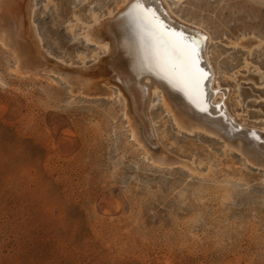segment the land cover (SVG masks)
<instances>
[{"label":"rangeland","instance_id":"1","mask_svg":"<svg viewBox=\"0 0 264 264\" xmlns=\"http://www.w3.org/2000/svg\"><path fill=\"white\" fill-rule=\"evenodd\" d=\"M115 1L38 0L44 46L78 64L93 48L69 30L74 15L89 21V5L105 12ZM178 6L213 37L226 109L263 138L264 86L244 61L264 71V0ZM3 50L0 264H264L262 169L244 167L216 136L178 132L160 106L159 145L208 173L155 169L127 142L117 98L71 100L59 82L12 74Z\"/></svg>","mask_w":264,"mask_h":264},{"label":"bare ground","instance_id":"2","mask_svg":"<svg viewBox=\"0 0 264 264\" xmlns=\"http://www.w3.org/2000/svg\"><path fill=\"white\" fill-rule=\"evenodd\" d=\"M182 1L145 0V3L154 9L159 21L168 30L183 32L189 37L199 35L203 41L205 51L200 66L209 77L201 96L205 112H201L183 92L173 88L149 67L151 53L141 49L134 32L135 26L121 11L129 0H116L114 7H108L105 12L95 11L89 5V21L74 15V24L69 30L72 31L73 26L79 27L74 37L81 38L86 46L93 48L90 56L77 53L78 64L54 55L44 46L36 21L38 0H0V46L12 56L14 62L10 71L17 77L51 84L59 82L65 86L71 100L117 98L120 117L128 134L127 142L144 162L155 169L184 167L192 174L208 173V170L203 173L192 168L193 161L188 165L159 145L164 131L158 130L154 112L160 106L175 130L189 135L201 131L218 137L223 150L236 152L235 155L238 153L244 167H259L264 176V135L260 138L257 130L247 128L245 118L241 117L238 122V114H230L226 109V91L219 87L218 73L212 65L214 51L210 44L214 41L213 37L200 20L181 14L178 5ZM46 2L48 5L52 0ZM230 44L238 42L231 41ZM244 67L247 71L252 69L255 73L250 78L264 86V71L251 66L248 61H244ZM235 76L232 75L233 78ZM249 126L253 127V124Z\"/></svg>","mask_w":264,"mask_h":264},{"label":"snow or ice","instance_id":"3","mask_svg":"<svg viewBox=\"0 0 264 264\" xmlns=\"http://www.w3.org/2000/svg\"><path fill=\"white\" fill-rule=\"evenodd\" d=\"M121 11L135 26L141 49L151 53L149 67L205 112L201 96L209 77L200 66L205 51L200 36L189 37L183 32L168 30L145 0H129Z\"/></svg>","mask_w":264,"mask_h":264}]
</instances>
